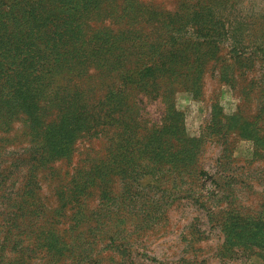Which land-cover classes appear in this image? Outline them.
Wrapping results in <instances>:
<instances>
[{
	"label": "rangeland",
	"instance_id": "rangeland-1",
	"mask_svg": "<svg viewBox=\"0 0 264 264\" xmlns=\"http://www.w3.org/2000/svg\"><path fill=\"white\" fill-rule=\"evenodd\" d=\"M10 1L2 15L18 13ZM184 1L101 0L83 39L111 48L80 53L73 81L41 73V107L69 88L104 116L70 152L41 153L48 110L34 123L0 101V264H264V0H200L198 22ZM143 8L187 13L168 24ZM158 48L173 72L122 83ZM12 82L0 76V98Z\"/></svg>",
	"mask_w": 264,
	"mask_h": 264
},
{
	"label": "trees",
	"instance_id": "trees-1",
	"mask_svg": "<svg viewBox=\"0 0 264 264\" xmlns=\"http://www.w3.org/2000/svg\"><path fill=\"white\" fill-rule=\"evenodd\" d=\"M100 1L84 0L81 6L75 7L78 3L76 4L72 0H15L10 3L14 2L19 6V9L16 10L18 13H11L7 16L0 13V76H12L13 81L9 86L10 91L5 94V97H1L0 101L19 105L27 114L30 122L34 123H37L38 118L47 115L46 111L48 110L51 118L41 125V131L38 132L41 137V153L70 152L72 142L80 134L79 132H88L104 119L98 110L96 112L85 111V104L79 97L82 92L74 91V89L71 91L69 88L60 89L57 87L56 91L47 95L48 99L44 100L46 103L44 107H41L39 103L40 98H43V94L48 90L49 84L44 77H41V73L51 69H64V73L71 75L65 78L73 81L77 78L75 73L82 65V61L78 59L79 55H82L80 53H84L85 50H95V52L101 53L107 52L111 48L97 40L85 38V41L83 39V25L93 18L90 15L97 18L101 16V5L98 4ZM191 2L192 0H185L180 8L193 9L192 20L194 22L201 20L198 19V15L202 13V9L207 11L212 9L211 3L202 6L200 0H195V3ZM127 7L132 11L137 10V7L132 4L126 3L125 10ZM144 10L146 9L143 8L142 11ZM146 11L150 15L165 16V20H170V22L167 21L168 24L174 17L177 18V22H180L184 14L187 13V11L179 10L172 14L174 17H171L168 11ZM194 22L190 21V24L197 25ZM205 24L207 27L206 21ZM179 28L180 31L183 29ZM214 28L213 33L218 31L216 27ZM201 31L202 29L198 30V32ZM223 32L221 31V33ZM240 45L242 44H238V46ZM255 49L259 52V60L264 63V43H257ZM158 50L157 56L151 54L146 58L141 57L139 60L142 63L137 62L132 68L125 69L123 73L127 77L123 78L122 83L133 82L135 77L136 81L133 83L144 84L148 80L154 79L155 76L173 72L175 62L171 61L169 56L172 58L175 55L170 52L166 53L163 48H158ZM169 53L170 55L167 56ZM44 55H50L51 58L43 60L45 59ZM11 59H16V62L12 63ZM12 64L15 66L11 67ZM113 93L115 94V92ZM117 97L114 96L112 99L113 106L120 103ZM39 109H42L43 112L40 113ZM79 124L82 126L77 127ZM233 225L234 227L230 228H236L232 231L234 240L239 242L243 233L248 236L246 233L248 229L244 231L248 226L247 222L235 221ZM259 240L263 242L264 236Z\"/></svg>",
	"mask_w": 264,
	"mask_h": 264
}]
</instances>
